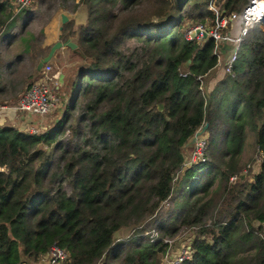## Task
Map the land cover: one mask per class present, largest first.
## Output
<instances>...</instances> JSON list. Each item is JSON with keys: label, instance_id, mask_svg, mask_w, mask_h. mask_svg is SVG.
Returning a JSON list of instances; mask_svg holds the SVG:
<instances>
[{"label": "trees", "instance_id": "16d2710c", "mask_svg": "<svg viewBox=\"0 0 264 264\" xmlns=\"http://www.w3.org/2000/svg\"><path fill=\"white\" fill-rule=\"evenodd\" d=\"M193 1L75 5L86 23L76 31L66 23L61 36L82 60L70 104L40 136L0 127V264H39L53 245L69 254L64 264H159L167 245L140 238L141 226L172 193L184 147L206 124V162L184 173L174 209L151 227L165 238L200 230L191 259L180 264H264V25L245 34L232 75L222 69L204 89L218 64L215 43L187 42L181 32L187 20L214 17L209 0ZM217 2L225 14H240L250 0ZM12 8L0 0V41L29 13ZM45 15L48 22L53 13ZM24 42L14 62L33 68L22 93L10 91L14 65L0 54V104L8 107L41 77L36 67L50 50ZM250 135L262 155L252 182L240 166L253 153ZM129 226L139 235L123 252L114 236Z\"/></svg>", "mask_w": 264, "mask_h": 264}, {"label": "built area", "instance_id": "2783aa9c", "mask_svg": "<svg viewBox=\"0 0 264 264\" xmlns=\"http://www.w3.org/2000/svg\"><path fill=\"white\" fill-rule=\"evenodd\" d=\"M11 2L13 14L16 15L20 10L29 8L33 0H11ZM208 9L214 17L211 28L208 29L203 25L188 27L184 32L185 39L187 42L193 40L203 41L204 34H206L207 39H212L215 43V54L218 58L217 65L221 64V60L219 59V56H221L219 53L221 45L228 46V54L223 61L222 68L227 75H232L239 48L245 34L256 24L264 25V0H250L249 4L240 14H225L221 11V6L218 4L217 0H210ZM236 21H240V26L238 32L232 36L230 32ZM196 31H198L197 35L195 34ZM193 34L195 35L194 38L192 37ZM198 80H200V78ZM61 87L62 84L60 82L59 72H53V68L50 64H46L41 70V77L31 85L18 103L14 107L9 108L0 106V111L20 112L37 117L39 119L38 125L29 128L26 133L31 136L43 135L49 128V125L46 123L50 125L53 123L56 112L62 106V103H60ZM206 148L207 138L203 135L199 137L195 141L193 147L187 151L181 169L173 179V184H175L179 178L183 177L188 169L206 162ZM250 168V166L247 167V169ZM252 168L256 169L254 166ZM257 172L258 170L255 172V175ZM246 174L247 171L242 173V175ZM236 180V176L230 178V182ZM170 196L160 205L155 214H158L161 209H166L170 206ZM261 227L264 229V222L261 223ZM145 236L149 238L151 244L163 243L167 245L164 253V260H166L165 262L168 264H180L181 262L190 260L194 253L192 249L193 242H189V240H185V245H183L184 243L180 244L177 247V251L173 253L171 251L173 247L172 244L174 243L173 239H163L155 229L146 233ZM68 260L69 254L56 245H53L48 253L39 259V264H64Z\"/></svg>", "mask_w": 264, "mask_h": 264}, {"label": "rangeland", "instance_id": "374dc122", "mask_svg": "<svg viewBox=\"0 0 264 264\" xmlns=\"http://www.w3.org/2000/svg\"><path fill=\"white\" fill-rule=\"evenodd\" d=\"M204 1L206 0H195L193 1V3H198V2L201 3ZM209 3H210V0L208 2V5ZM76 4L77 3H75V0H33L31 6L28 9H26L29 11V13L24 17L23 21L20 23H17V26H15L14 29L9 34L3 37V39L5 40L1 39L0 51L3 50L2 52L3 55L1 56L3 59V63L5 66H7L8 64L14 65L13 66L14 68L12 69V72H11L13 75H11V77L9 76L11 80V84L13 86V88H10L11 92L13 90H16L15 91L16 93L18 92L22 93L23 91L26 90V88L30 84V80H27V76L31 73L33 64L30 65L27 61H23L21 63H17V61L14 62L16 60L17 54L22 50V48H24V46L21 43V40L22 42H24V40L27 41L26 43H29L32 46H34L35 50L39 49V47H41L42 42H43L42 28L47 23V16L45 15V13L47 11L49 12L56 11L61 6L66 7V9L70 11L71 13L76 12V10L74 9ZM199 25L206 26L208 29H210L212 26V20L207 18L204 23H195L191 20H187L185 24L183 25V29L181 33H183L184 35V32L188 27H196ZM223 46L224 45H221V48L219 50H221ZM5 47H6V50L3 49ZM221 58L222 57L219 56V59L221 60V67H222L223 61ZM55 61L56 59L52 58V60L48 64H50V66L53 68V72L56 70H59V72L64 73L65 80H64V86L61 87V94H60V103H62V109H59L57 111L58 115L55 114L56 116L54 117V121L55 119L61 118L62 114L64 113L65 107L68 104H70L72 98L74 97L75 90L73 87L70 86V82H71V78L74 72L76 71V66L82 64V60L79 55H73L72 53L68 54V52H65L64 54H60L57 62ZM221 67L219 68L216 67L215 71L212 72V74L220 71V69L222 70L223 68ZM65 89H67L68 91H65ZM5 106H8V105H5ZM53 123L51 125L46 123L47 125H49L48 129H50ZM66 135H68V132ZM249 137L250 138L248 139V142L253 147V153H251L249 157L245 158L240 163V166L242 167L246 163L245 165L246 168L243 170V172L247 171L245 178L248 180V182H252L253 177L255 176V172L259 170L262 156H261V153L258 151L256 144L254 143V138H253L254 136L250 135ZM248 166H250L251 168L247 169ZM253 166L256 167V169H253L252 168ZM181 178H179L176 181V183L173 184L172 193L170 194L171 195L170 196L171 197L170 206L166 209H161L158 212V214L153 215L150 219L147 220V222L145 221L146 223L141 226L144 228V231L142 234H140L139 236L140 238H142L141 236L147 237L145 236V234L155 229V227H151L152 222H155V220L158 222L157 220L158 218L165 215L168 211H172L174 209L173 199L179 187L180 181L182 180ZM259 225H260L259 223L254 222L252 223L251 227L256 228ZM262 227H263V224H262ZM136 229L137 228H135V226H129V227L122 228L114 236V245L116 246L118 243H125L126 248L129 250L124 249L123 252L130 251V249L132 248V245L129 243H132L133 241H137L136 238L139 235V234L136 235L135 233V231H137ZM199 232L200 230L198 231V228H181L174 237L172 238L166 237L168 239L174 240L171 251L174 253V251L175 252L177 251V247L180 244L184 243L183 245H185L186 244L185 240H189V242H193L194 238L197 236V234H199ZM262 232L264 236V229H262ZM160 236L162 237V235ZM162 238L166 239L165 237H162ZM160 259L161 260L159 264H168L165 262L166 260H164V255L160 256ZM119 262H120V259H118L117 261H113V262L108 261L107 263H105L103 260L100 264H119Z\"/></svg>", "mask_w": 264, "mask_h": 264}, {"label": "crops", "instance_id": "0c3cea01", "mask_svg": "<svg viewBox=\"0 0 264 264\" xmlns=\"http://www.w3.org/2000/svg\"><path fill=\"white\" fill-rule=\"evenodd\" d=\"M13 1V0H12ZM80 0H75V3L78 4ZM52 12V11H51ZM53 15L49 19V21L44 25L42 28L43 31V42L41 45V49H47L51 48L55 43L61 42L64 43L61 40L62 36V29L63 25L61 23V16L65 15L68 19L67 23H71L73 27V31H76L80 26L84 25L86 23V15L85 13L78 8L76 12H70L66 9V7L61 6L59 7L56 11L52 12ZM240 26V21H236L233 24V29L230 32L231 35H235L238 32V28ZM72 41V40H71ZM73 42V41H72ZM1 46V43H0ZM8 46V45H7ZM6 50V47L3 48ZM228 47L222 48L221 51H223L220 57H222V61L227 57V50ZM3 50L0 51V54L3 55ZM65 52L72 53V51L68 48H62L58 51L55 52L54 57L56 59L55 62H57L60 54H64ZM73 54V53H72ZM74 55V54H73ZM221 67V64L217 66V68ZM222 68V67H221ZM54 72H59V70H56ZM60 74V82L62 84V87L64 86V80H65V74L62 72H59ZM222 70L215 72L214 74L209 75V81L207 86L204 89L212 90L213 87L216 85V83L222 78ZM67 88V87H66ZM65 91H68L65 89ZM0 106H5V105H0ZM15 106V105H14ZM12 106V107H14ZM9 108L8 106H6ZM39 123V119L30 116L24 113L20 112H13V111H0V127H11L14 128L20 132H27L29 128L37 126Z\"/></svg>", "mask_w": 264, "mask_h": 264}, {"label": "water", "instance_id": "95a60500", "mask_svg": "<svg viewBox=\"0 0 264 264\" xmlns=\"http://www.w3.org/2000/svg\"><path fill=\"white\" fill-rule=\"evenodd\" d=\"M68 21L67 17L65 15H62L61 16V23L64 25L66 24ZM196 35L198 34V31H196L195 33ZM192 37L194 38L195 35L193 34ZM204 40H207V35L204 34ZM62 48H68L70 49L71 51H76L77 50V45L75 43H73L71 40H67L66 42L64 43H61V42H57L55 43L49 50L47 56L45 58H43L37 65L36 67V71L37 72H41L42 68L44 65L48 64L52 58L54 57V54L56 51L62 49ZM190 64V61H188L186 64H185V67H187L188 65ZM159 109L161 110V106L159 105ZM207 127L208 125H204V127L200 130V131H197L195 133V135L193 137L190 138V140L188 141V143L185 145L184 147V150L187 152L189 149H191L193 147V145L195 144V141L203 136L207 130Z\"/></svg>", "mask_w": 264, "mask_h": 264}]
</instances>
